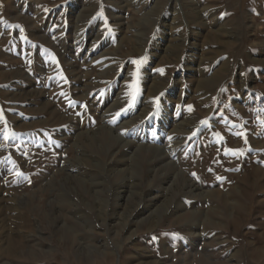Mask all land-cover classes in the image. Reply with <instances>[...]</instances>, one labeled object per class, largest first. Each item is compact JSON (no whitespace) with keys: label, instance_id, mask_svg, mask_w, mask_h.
I'll list each match as a JSON object with an SVG mask.
<instances>
[{"label":"rangeland","instance_id":"374dc122","mask_svg":"<svg viewBox=\"0 0 264 264\" xmlns=\"http://www.w3.org/2000/svg\"><path fill=\"white\" fill-rule=\"evenodd\" d=\"M0 241L264 264V0H0Z\"/></svg>","mask_w":264,"mask_h":264},{"label":"bare ground","instance_id":"6f19581e","mask_svg":"<svg viewBox=\"0 0 264 264\" xmlns=\"http://www.w3.org/2000/svg\"><path fill=\"white\" fill-rule=\"evenodd\" d=\"M1 242V241H0ZM2 249V245H0V250ZM152 263V262H151Z\"/></svg>","mask_w":264,"mask_h":264},{"label":"snow or ice","instance_id":"6c2138e0","mask_svg":"<svg viewBox=\"0 0 264 264\" xmlns=\"http://www.w3.org/2000/svg\"><path fill=\"white\" fill-rule=\"evenodd\" d=\"M117 115H119V113H117ZM169 139H171V138H169Z\"/></svg>","mask_w":264,"mask_h":264}]
</instances>
